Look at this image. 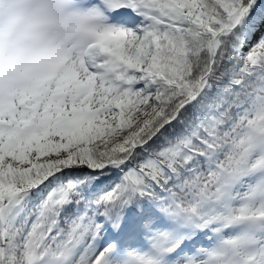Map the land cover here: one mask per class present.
<instances>
[{
	"label": "snow or ice",
	"instance_id": "snow-or-ice-1",
	"mask_svg": "<svg viewBox=\"0 0 264 264\" xmlns=\"http://www.w3.org/2000/svg\"><path fill=\"white\" fill-rule=\"evenodd\" d=\"M27 2L0 264H264V0Z\"/></svg>",
	"mask_w": 264,
	"mask_h": 264
},
{
	"label": "clouds",
	"instance_id": "clouds-1",
	"mask_svg": "<svg viewBox=\"0 0 264 264\" xmlns=\"http://www.w3.org/2000/svg\"><path fill=\"white\" fill-rule=\"evenodd\" d=\"M0 21L23 32L30 21V5L27 0H4L0 5Z\"/></svg>",
	"mask_w": 264,
	"mask_h": 264
}]
</instances>
